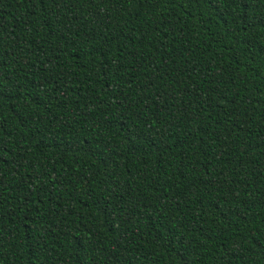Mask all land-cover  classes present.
Wrapping results in <instances>:
<instances>
[{
    "label": "trees",
    "instance_id": "obj_1",
    "mask_svg": "<svg viewBox=\"0 0 264 264\" xmlns=\"http://www.w3.org/2000/svg\"><path fill=\"white\" fill-rule=\"evenodd\" d=\"M0 264H264V0H0Z\"/></svg>",
    "mask_w": 264,
    "mask_h": 264
}]
</instances>
